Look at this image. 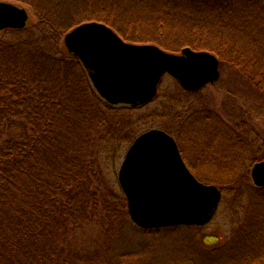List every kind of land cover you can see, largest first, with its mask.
<instances>
[{
	"label": "trees",
	"instance_id": "trees-1",
	"mask_svg": "<svg viewBox=\"0 0 264 264\" xmlns=\"http://www.w3.org/2000/svg\"><path fill=\"white\" fill-rule=\"evenodd\" d=\"M15 1L31 5L40 21L0 35V264H102L101 251L82 252L71 245L72 228L101 214L111 225L130 219L124 193L101 185V167L136 138L130 117L140 107L109 105L80 59L59 39L84 21L99 20L129 41L156 43L173 52L186 46L210 50L222 65L238 68L264 92V0H206L207 5L204 0H92L75 11V5L65 7L58 0ZM177 13L207 21L188 16L183 21ZM166 34L173 35L170 42ZM176 86L177 101L191 95L178 82ZM191 111L195 117L201 112ZM225 135L233 153L222 166L239 173L234 148L241 144L244 151L247 138L230 129ZM234 138L237 146L231 144ZM187 163L200 180L244 198L234 181L203 178ZM256 191L261 210L264 187ZM250 208L237 232L244 230L248 242H256L264 235L263 230L254 234L255 227L264 221L261 212L252 215ZM182 227L192 226L154 230ZM244 253L235 256L241 264H264L251 247ZM122 259L112 260L123 264Z\"/></svg>",
	"mask_w": 264,
	"mask_h": 264
},
{
	"label": "rangeland",
	"instance_id": "rangeland-1",
	"mask_svg": "<svg viewBox=\"0 0 264 264\" xmlns=\"http://www.w3.org/2000/svg\"><path fill=\"white\" fill-rule=\"evenodd\" d=\"M8 1L25 6L29 10V24L39 23L40 20L31 5L15 0ZM58 1L65 7L75 5L74 11L88 7L93 2ZM175 15L183 21H186L188 16L180 13ZM188 17L193 21H207V18ZM191 34L195 38L198 36L194 35L193 31ZM64 36L59 41L65 46ZM164 37L165 41L170 42L168 39H172L173 35L166 34ZM220 70L221 76L216 82L207 84L195 94L192 92L191 95H184L178 101L177 80L166 75L158 96L135 109L130 120L135 124L136 135L153 127L171 131L180 147L182 146L187 161L199 176L214 179L219 177L223 183L234 181V184L242 189L241 192H245L244 198L238 197V192L225 188L219 208L208 224L182 227L177 232L141 229L131 219L120 223L115 221L111 225L109 218L101 214L92 221L72 228L71 245H76L82 252L101 251L104 254L101 258L104 260L102 264H116L112 259L120 257H123V264H241L235 256L244 253L249 247L256 257H264V238L256 237V242H248L251 238H247L244 230L237 232L247 219L250 207L251 214L258 210L264 221V202L260 203L262 207L259 210V191H256L257 186L250 175L253 163L264 160V92L238 68L225 64L221 65ZM166 94H169V97ZM191 110L201 111L200 115L193 116ZM227 129L237 130L247 138L244 151L241 144L234 148L233 155L239 157V173H235L233 168L226 169L222 166L224 159L233 153L229 152L226 145ZM229 134L231 132L228 131ZM234 139L231 144L237 146L238 140ZM131 143H123L116 150V156L113 159L110 156L108 162L102 165L101 185L106 189L113 188L123 193L118 173ZM246 224H249V221ZM255 228L254 234L259 235L263 230L260 235H264V222L259 228ZM251 229L254 230V227ZM245 240L246 244H243ZM244 245L245 251L242 250ZM218 247H225V250L217 253L204 252V248L211 250ZM108 259L111 261H107Z\"/></svg>",
	"mask_w": 264,
	"mask_h": 264
},
{
	"label": "water",
	"instance_id": "water-1",
	"mask_svg": "<svg viewBox=\"0 0 264 264\" xmlns=\"http://www.w3.org/2000/svg\"><path fill=\"white\" fill-rule=\"evenodd\" d=\"M29 10L0 0V33L23 29ZM68 52L84 65L99 95L109 105L141 106L152 101L165 74L190 91L216 82L219 58L206 50L185 47L170 52L157 44L124 40L100 21H85L64 36ZM253 183L264 187V160L250 169ZM118 180L128 213L142 228L204 225L215 215L221 189L199 180L186 164L173 135L160 128L139 134L121 163Z\"/></svg>",
	"mask_w": 264,
	"mask_h": 264
},
{
	"label": "flooded vegetation",
	"instance_id": "flooded-vegetation-1",
	"mask_svg": "<svg viewBox=\"0 0 264 264\" xmlns=\"http://www.w3.org/2000/svg\"><path fill=\"white\" fill-rule=\"evenodd\" d=\"M204 2H206V0H204ZM206 5H207V2H206ZM218 6H220V7H222L223 8V5H218ZM218 11V10H217ZM105 23V22H104ZM108 25V24H107ZM110 26V25H109ZM113 28V27H112ZM114 29V28H113ZM115 30V29H114ZM154 44H156V43H154ZM158 45V44H157ZM160 46V45H159ZM161 47V46H160ZM186 47H190V46H186ZM163 48V47H162ZM185 48V47H184ZM191 48V47H190ZM193 49V48H192ZM204 50H206V51H210V50H207V49H204ZM210 52H212V51H210ZM214 53V52H213ZM217 57H218V55H216ZM219 58V57H218ZM219 61H220V65L222 64L221 63V60H220V58H219ZM181 148V147H180ZM181 152H182V150H181ZM182 155H183V152H182ZM184 156V155H183ZM185 158V157H184ZM186 161V160H185ZM186 163H187V161H186ZM188 164V163H187ZM222 191V197H223V195H224V191L223 190H221ZM206 225V224H205ZM204 225V226H205ZM219 248V247H218ZM214 249H217V248H214ZM209 250V249H208Z\"/></svg>",
	"mask_w": 264,
	"mask_h": 264
}]
</instances>
